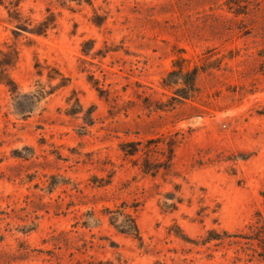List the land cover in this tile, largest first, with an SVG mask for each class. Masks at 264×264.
<instances>
[{
    "label": "rangeland",
    "instance_id": "obj_1",
    "mask_svg": "<svg viewBox=\"0 0 264 264\" xmlns=\"http://www.w3.org/2000/svg\"><path fill=\"white\" fill-rule=\"evenodd\" d=\"M0 41V264H264V0H0Z\"/></svg>",
    "mask_w": 264,
    "mask_h": 264
},
{
    "label": "trees",
    "instance_id": "obj_2",
    "mask_svg": "<svg viewBox=\"0 0 264 264\" xmlns=\"http://www.w3.org/2000/svg\"><path fill=\"white\" fill-rule=\"evenodd\" d=\"M61 2L62 5H67L69 6L70 3L72 2H76L78 4H82V3H86L89 6L94 7V0H58ZM19 11V10H18ZM14 13V12H13ZM19 12H16V14ZM96 18L97 20H95V23L100 24L102 23V17L98 14H96ZM56 23V13L54 11H51L50 9H48V14L45 17L44 20H42L41 22L34 24L31 28H29L30 26L27 25L26 29H23L29 33L32 34H36V35H46L47 32L54 27ZM19 58V50L10 45L8 46V49H4L2 47V43L0 41V84H3L5 86H7L12 92H14L17 89V83L14 80V78L12 77L11 73H10V69L12 67L15 66V64L17 63ZM181 68V66H180ZM194 78L196 76V72L192 71ZM192 89H195V83H192ZM133 146V144H132ZM123 150L126 151L128 154L133 155L136 153L137 148H132L131 150H127L126 149V145L122 146ZM169 151L170 154H168V161L167 162H171L172 157H173V153H174V147L173 146H169ZM160 166V165H159ZM150 164L144 165L143 166V172L147 173L149 171H152L153 173L156 172L155 168H149ZM157 169V168H156ZM107 213L110 214V220L112 221L111 224H113L115 226V228H117L120 232L122 233H127V234H131L134 235L135 238H137L138 240H141V235H140V229L138 226V222L136 217L130 213L127 210V206L126 204L124 205H120L117 210H109L107 209ZM258 216L260 218H258V220L256 221V226H253V229H255L254 231H259V229L264 228V219H262L261 214H258ZM119 217H123V221L121 223H118V218ZM259 228V229H258ZM212 233L215 234V236L212 235ZM233 234H230V232H228L227 230H223L222 233H217L214 230H209L208 231V236L206 238V241L209 240H215V239H220L223 237H232ZM240 235V234H239ZM255 239L262 241L261 236L255 234ZM74 264V263H71ZM77 264H109V262L107 261H81L80 263L77 262Z\"/></svg>",
    "mask_w": 264,
    "mask_h": 264
}]
</instances>
